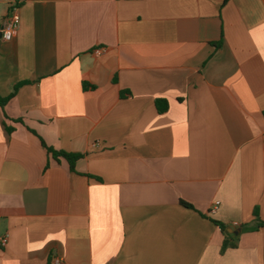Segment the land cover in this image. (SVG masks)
Returning <instances> with one entry per match:
<instances>
[{
	"label": "crops",
	"instance_id": "crops-1",
	"mask_svg": "<svg viewBox=\"0 0 264 264\" xmlns=\"http://www.w3.org/2000/svg\"><path fill=\"white\" fill-rule=\"evenodd\" d=\"M16 85L0 264H264V0H21Z\"/></svg>",
	"mask_w": 264,
	"mask_h": 264
},
{
	"label": "trees",
	"instance_id": "trees-1",
	"mask_svg": "<svg viewBox=\"0 0 264 264\" xmlns=\"http://www.w3.org/2000/svg\"><path fill=\"white\" fill-rule=\"evenodd\" d=\"M17 87H18V85H16L14 87V91L12 93H10L9 95H7V96H1L0 95V107H3L11 99V97L14 95V92L16 91ZM155 107H156V110L158 112H160V113L164 112L167 109V107H168L167 101L165 99H155ZM6 128H7L8 131L10 130L9 127H6ZM41 143L45 147L47 152L50 153L53 158L58 160L59 157H63L67 161L69 169L71 171H74L75 162H76V160L78 158L81 157L80 153H71V152H66V151H63V150L53 149V148L47 146L43 142V140H41ZM181 203L186 205V206L191 207L190 204H188V203H186L184 201H181ZM252 213H253V215L256 218V228L264 227V220L258 219L257 210L253 209ZM212 221L219 226L221 232L224 235H227V233L225 232L226 225L224 223H222L220 221H217V220H212ZM242 226H244V225H242ZM235 246H236V243L234 241H231V240H229V239L224 237V239L221 242L220 252H223L227 247H235Z\"/></svg>",
	"mask_w": 264,
	"mask_h": 264
},
{
	"label": "built area",
	"instance_id": "built-area-1",
	"mask_svg": "<svg viewBox=\"0 0 264 264\" xmlns=\"http://www.w3.org/2000/svg\"><path fill=\"white\" fill-rule=\"evenodd\" d=\"M20 4L21 0H9L8 3V13L3 22L0 21V33L1 39L10 40L18 30V25L20 22ZM102 51L101 48L95 49V53H100ZM218 201L215 202L217 204ZM6 237L0 236V246H4L6 244ZM60 259L54 258L53 263L59 264Z\"/></svg>",
	"mask_w": 264,
	"mask_h": 264
},
{
	"label": "water",
	"instance_id": "water-1",
	"mask_svg": "<svg viewBox=\"0 0 264 264\" xmlns=\"http://www.w3.org/2000/svg\"><path fill=\"white\" fill-rule=\"evenodd\" d=\"M0 37H1V33H0ZM231 230L235 231L233 226H230Z\"/></svg>",
	"mask_w": 264,
	"mask_h": 264
}]
</instances>
